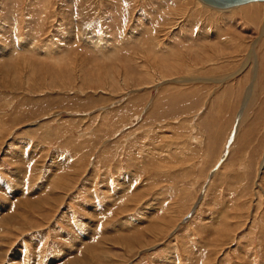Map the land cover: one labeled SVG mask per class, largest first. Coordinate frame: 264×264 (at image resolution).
<instances>
[{"label": "rangeland", "instance_id": "374dc122", "mask_svg": "<svg viewBox=\"0 0 264 264\" xmlns=\"http://www.w3.org/2000/svg\"><path fill=\"white\" fill-rule=\"evenodd\" d=\"M196 2L0 0V264H264V40Z\"/></svg>", "mask_w": 264, "mask_h": 264}, {"label": "bare ground", "instance_id": "6f19581e", "mask_svg": "<svg viewBox=\"0 0 264 264\" xmlns=\"http://www.w3.org/2000/svg\"><path fill=\"white\" fill-rule=\"evenodd\" d=\"M198 2V3H197ZM197 4L199 5V3H201V4H203L200 0H197ZM204 6H206L207 7V5H205V4H203ZM203 6V7H204ZM238 6V5H237ZM264 6V1H252V2H248L247 4L245 3V5H242L241 4V6H239V7H236V8H233V7H235V6H233V7H230L231 9H229V8H225V9H227V10H225V9H221V10H218V8H217V10L218 11H221V12H228L229 14L228 15H238V16H240V20H242V22H240V23H242V24H252L253 25V28L254 29H256V34L257 35H259V37L257 38V40H255V43H253V45L251 44L250 45V49H249V51H248V53H247V60H248V64L247 65H249L252 61H259V63H260V60H261V58H259L260 56V53H259V51L256 49L257 47H258V45L261 43V41H263L264 40V13H263V11H261V7H263ZM2 7V6H1ZM209 7V6H208ZM3 8V7H2ZM212 8V7H211ZM233 8V9H232ZM262 10H263V8H262ZM253 11H256V12H253ZM220 13V12H219ZM222 14V13H221ZM230 15V16H231ZM257 15V16H256ZM252 16V17H251ZM255 19H254V18ZM231 19H233V17L231 18ZM88 20V19H87ZM258 20H260V21H262L261 22V24L260 25H258L257 24V22H258ZM95 23V22H94ZM85 24H87V22L86 21H84V20H82V19H80L79 20V27H80V29L82 30L83 29V27H85ZM89 24H91V25H93V23H91V22H89ZM245 26V25H244ZM93 27V26H92ZM85 30V29H84ZM79 31V30H78ZM158 31H160V30H158ZM207 31V30H206ZM215 31V30H214ZM161 32V31H160ZM212 31H208V33H206V35L204 34V35H201V33L200 34H198L199 36H206V37H208V35H209V33H211ZM82 33H83V31H82ZM141 34V33H140ZM212 34H214V33H212ZM218 34V33H217ZM216 34V35H217ZM136 35V34H135ZM137 35H139V33L137 34ZM86 36V35H85ZM84 36V37H85ZM141 36H142V34H141ZM138 37V36H137ZM136 37V38H137ZM218 37H219V35H218ZM79 38H80V35H79ZM135 38V39H136ZM149 38V37H148ZM63 39H64V37H63ZM100 39V38H99ZM146 39H147V37H146ZM150 39V38H149ZM222 39H223V37H222ZM225 39V38H224ZM239 39V38H238ZM66 40V39H65ZM141 40V39H140ZM151 49H155V50H159V49H161V48H163L164 46H161L162 44H164L163 42H164V40H160L159 39V35H156V36H154V37H152L151 39ZM244 40V39H243ZM67 41L69 42V40L67 39ZM226 41V43H228V44H230V45H232V47H237V48H239L240 46H241V44L239 43V44H237V43H235L231 38H230V40H225ZM147 44H148V42H146ZM242 43V42H241ZM244 43V42H243ZM166 44V43H165ZM246 44V43H245ZM264 44V43H263ZM224 45H225V43H224ZM249 45V44H248ZM243 46H245V45H242V48H244ZM247 46V45H246ZM264 46V45H263ZM241 49V48H240ZM238 50V49H237ZM246 51V50H245ZM259 54V55H258ZM165 55V54H164ZM259 56V57H258ZM262 62V66H261V68H262V71H263V73L261 74V72H259V70H258V68H256V70H255V78L257 77V79H258V77H260L261 76V78H262V76H263V80H264V59L263 60H261ZM257 63V62H256ZM245 64V63H244ZM260 65V64H259ZM177 66V65H176ZM172 67V66H171ZM245 67H247L248 68V66H243V68L242 69H246ZM175 68V67H174ZM177 68V67H176ZM179 69V68H178ZM181 69V68H180ZM179 69V70H180ZM171 70H173L172 68H171ZM174 71H176L175 69H174ZM262 80V81H263ZM178 82H181V81H183V80H180V79H178L177 80ZM185 81V80H184ZM196 81V80H195ZM254 84H255V82H254ZM253 84V85H254ZM264 86V85H263ZM250 92V91H249ZM250 95H251V93H250ZM249 98H251V96H249ZM238 130V129H237ZM237 133V131H235V134ZM233 137H234V133L232 134V136L230 137V138H228L229 140H228V146L232 143V140H233ZM1 145V144H0ZM23 157V156H22ZM224 157V156H223ZM18 158H21V157H18ZM15 159V158H14ZM227 162V161H226ZM60 168V167H59ZM65 168V167H64ZM51 169V168H50ZM215 171V169H213L212 170V172H214ZM65 173V172H64ZM67 173V172H66ZM62 174V173H61ZM212 176V175H211ZM52 177V176H51ZM55 177V176H54ZM56 178V177H55ZM61 178H63V177H61L60 176V181H61ZM59 179V178H58ZM57 179H55V181H56ZM67 180H69V178H64V181H66L65 182V184H62L61 186H60V188H62V187H66L67 185H68V182L69 181H67ZM58 181V180H57ZM62 181H63V179H62ZM123 181V180H122ZM59 182V181H58ZM57 182V183H58ZM55 183V182H54ZM62 182H59L58 183V185H60ZM125 184V183H124ZM55 186V185H54ZM123 190V189H122ZM122 192V191H121ZM131 197H132V195H131ZM130 197V200H132V198ZM12 201H14V200H12ZM17 201V200H16ZM127 201H129V199H127ZM18 202V201H17ZM23 202V201H22ZM39 202V201H38ZM50 202V201H49ZM19 203H21V202H19ZM27 203V202H26ZM37 203V202H36ZM52 203V202H51ZM50 203V204H51ZM11 204V203H10ZM23 204H25V202L23 203ZM31 204V203H30ZM33 204H35V203H33ZM41 204V203H40ZM46 204V203H45ZM37 205V204H36ZM20 206V205H19ZM31 206V205H30ZM30 206H28V204H27V206L26 207H29L30 208ZM40 206H42V205H40ZM7 207V206H6ZM12 207V206H11ZM16 207V206H15ZM23 207V206H22ZM25 207V206H24ZM38 208V207H37ZM40 208V207H39ZM20 209V208H19ZM195 209V208H194ZM34 210V209H33ZM4 212V211H3ZM2 212V213H3ZM20 212V211H19ZM16 215H18L16 212H14ZM94 213V212H93ZM22 214V213H21ZM173 215V214H172ZM11 216H13V215H11ZM21 216V215H20ZM19 216V217H20ZM1 217H3V216H1ZM0 217V218H1ZM6 217V216H5ZM9 217V216H8ZM4 218V217H3ZM11 219V218H10ZM10 219H9V221H10ZM21 219V218H20ZM6 220V219H5ZM14 220V219H13ZM13 220H11V221H13ZM4 221V220H3ZM17 221V220H16ZM4 222H7V221H4ZM19 223V222H18ZM9 224V223H8ZM17 224V223H16ZM95 225V224H94ZM16 226V225H15ZM92 226V225H91ZM12 227V226H11ZM15 228V227H14ZM16 228H18V227H16ZM94 230H95V228H94ZM93 233V232H92ZM89 235V234H88ZM94 235V234H93ZM92 235V236H93ZM97 235V234H96ZM95 235V236H96ZM152 236H154V235H152ZM90 237H91V235H90ZM81 238V237H80ZM91 238H93V237H91ZM82 240H83V238H81ZM80 239V240H81ZM101 241H102V239H101ZM87 242V241H86ZM81 243L83 244H85V241L83 242V241H81L80 242V246H82L81 245ZM89 243V242H88ZM139 245V244H138ZM86 247H88V245H86ZM85 247V248H86ZM93 247H94V245H93ZM83 249V248H82ZM92 249V248H91ZM91 251V250H90ZM93 251V250H92ZM88 252V253H82V255H80V257H84V260H78V261H76V260H68V262L66 263V264H70L71 262H75V264H93L94 262H95V260H96V258L97 257H95V255H96V253H95V255L93 254V252ZM95 252V251H94ZM73 254V253H72ZM69 255V254H68ZM67 255V256H68ZM109 257V256H108ZM11 258V257H10ZM79 259V258H78ZM98 260V259H97ZM64 261V260H63ZM72 263V264H73ZM96 263V262H95ZM99 263H101L100 261H99ZM98 264V263H97Z\"/></svg>", "mask_w": 264, "mask_h": 264}, {"label": "water", "instance_id": "95a60500", "mask_svg": "<svg viewBox=\"0 0 264 264\" xmlns=\"http://www.w3.org/2000/svg\"><path fill=\"white\" fill-rule=\"evenodd\" d=\"M200 1L203 4L213 8L225 9L252 1H264V0H200Z\"/></svg>", "mask_w": 264, "mask_h": 264}]
</instances>
